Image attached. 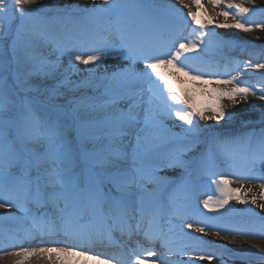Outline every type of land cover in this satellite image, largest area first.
I'll list each match as a JSON object with an SVG mask.
<instances>
[{"label":"snow or ice","instance_id":"obj_1","mask_svg":"<svg viewBox=\"0 0 264 264\" xmlns=\"http://www.w3.org/2000/svg\"><path fill=\"white\" fill-rule=\"evenodd\" d=\"M209 3L213 13L206 17L192 10L202 9L201 0L186 4V13L167 4L163 16L165 5L154 0H0V80L11 81L0 87V209L12 210L0 218L15 222L5 229L6 238L17 241L8 245L14 252H5L16 257L15 264H228L233 249L217 246L209 234L264 238V214H255L258 220L249 225L224 226L218 211L230 200L264 201V183L256 193L243 183L232 187L228 174L207 171L216 161L233 167L242 161L231 175L264 181V105L258 132H217L194 119L228 124L236 117L222 100L235 106L258 96L264 102V79L257 88L241 80L243 72L213 73L190 63L208 48L209 36L218 50H243L244 38L222 37L215 29L247 33L264 29V22L249 21L245 14L254 9L234 0ZM216 7L227 10L215 12ZM80 22L92 26L86 35L71 27ZM189 25L191 32L183 35ZM165 30L171 38L159 39L157 33ZM109 58L124 66L96 75ZM76 62L91 66L88 78L72 80ZM252 66L251 60L244 64ZM162 67L200 81V91L213 98L197 103L178 94ZM255 67L264 69V63ZM206 75L227 78L203 79ZM93 79L99 81L95 88ZM173 115L183 122L179 146L158 132ZM203 174L217 177L211 183L219 197L202 201L216 215L192 203ZM258 206L264 209V202ZM117 233L118 254L90 255L94 245L113 241ZM21 239L42 246L25 247ZM236 259L232 256V264ZM244 259L253 264L252 257ZM254 260L264 261V251Z\"/></svg>","mask_w":264,"mask_h":264},{"label":"rangeland","instance_id":"obj_2","mask_svg":"<svg viewBox=\"0 0 264 264\" xmlns=\"http://www.w3.org/2000/svg\"><path fill=\"white\" fill-rule=\"evenodd\" d=\"M248 2L249 5L253 6L254 11L250 12L252 13V15H250V17H248L249 21L252 22H264V0H246L245 3ZM254 12V13H253ZM233 16L238 15L237 12H235L234 10L231 13ZM256 14V15H254ZM164 14H162L161 16H163ZM206 17L208 16L207 14H205ZM246 16V15H245ZM247 17V16H246ZM219 20V22H223V17H219L217 18ZM234 21L231 19V17L229 18V23H233ZM78 25L73 24L71 27L77 32L80 33L82 35H86L88 32H85L84 29L82 28H77ZM92 27L91 25H89V28ZM181 27H183L181 25ZM191 25H189L187 28L184 29L183 31V35H188L189 32H191ZM221 33L226 34L228 36L231 37H238V38H244L243 41H247L248 40V35L249 34H253L256 32H259L261 35L264 36V29H259V28H255L252 32H243L242 30H237V29H233V28H217ZM207 31V30H206ZM158 38L160 39L162 36H166L168 38H171V33L169 31H160L157 33ZM209 40V46L208 48L202 52L200 54L199 59L196 58V60L190 62L192 63V66L194 68H206V70L213 72V73H227L228 75H233L235 76V74L237 72L241 73L243 72V76L240 77L241 80L246 81L249 85H255L257 88H259L261 86L260 81L263 78H260L257 76V73L255 71H257V69L255 68V64L256 63H264V56L260 55V51L258 50H250V49H246L243 48H237L234 50H218L216 47V44L214 42V38L210 36V38L208 37ZM87 45H84L83 47H78L77 48V52L80 51H84V48H86ZM215 53H219V55H217L214 58L208 57L207 55H214ZM249 53H251V56L249 55ZM251 60L252 61V67L245 69L244 68V64L245 62ZM77 64V68L78 71H76V74L72 75V80L74 81H81L84 80L85 78H88L90 76V72L89 69L91 68V66H85L82 64H79V62H76ZM124 65H118L117 63H105L102 62L100 65H98L97 69L94 70L96 75H100L104 72L105 69H108L109 71L113 70L114 68H118ZM65 67H67V58H65ZM142 70L143 69V65L139 64L137 65V70ZM162 70L165 69L167 70L165 73L166 74H171L172 76V68L168 67H162ZM256 69V70H255ZM188 70V69H186ZM264 71V69H262ZM193 73V72H192ZM197 73H195L196 75ZM172 78L176 81L174 82L172 79V83L175 89L178 90V94L181 95H190L192 97V99H194L197 103H200L202 100L205 99H212L213 97L211 96L210 93H206L203 91H200L201 83L200 81H191L189 77H185L183 79H178L172 76ZM217 78L220 79H224L227 78L226 75H220L219 77L213 75V76H204L203 79H212L215 80ZM11 81L9 80L8 83H10ZM8 83H5L4 81L0 80V87H4L6 88L8 86ZM99 83V81H96L95 79H93L91 81V87L95 88L96 84ZM215 85H212L211 87H214ZM72 94L69 93L67 94V98H71ZM252 98L251 96H249L248 99ZM57 103L59 104H63L64 103V99H60L57 101ZM222 103L225 104L226 106V112H230V107L232 106L231 103L227 100V99H223ZM178 107H183V106H178ZM168 118V117H167ZM163 121V128L166 131V133H164L165 131L163 130V128L158 129V132L160 135L162 136H168V137H175V138H179L180 140H177L173 143V146H179L180 143H182V138L184 136V129L182 127L183 122L177 120L174 115L171 118V121L173 122L172 124L167 123L166 119ZM198 124L199 123V116L194 118ZM201 126V125H200ZM202 127V126H201ZM259 128L257 126H248L247 128H243L241 130H234V131H226L228 133H232V134H236V135H240V134H244V133H251L253 129ZM220 132V131H218ZM254 142H255V138H254ZM198 155V154H197ZM238 167H233L231 166V163L228 161H216L215 167L209 168L207 171L208 173L211 172H216V173H224L227 174L228 172L232 171V170H241L239 165H242V161H238ZM179 170V169H178ZM181 171V170H180ZM217 177L212 176L210 174H203L201 175L200 179L195 183V188H194V199L192 200V203L195 205L197 203H199V208L201 210H203L205 213H207L208 215H215V212H211L209 211V209H204L203 208V204L202 201L204 199H207L209 195H212L214 199L219 197V192L216 190V186L214 184L211 183V181L213 179H216ZM179 179V178H178ZM177 179V180H178ZM261 182H263L262 180H258L255 182V184H260ZM232 186V185H231ZM233 187V186H232ZM234 200H230L229 201V205H226L224 208L219 209V212H228L229 210L233 209V213L238 212V211H243L245 212L247 215H244L242 217L240 216H233V217H226V218H221L220 219V223L224 226H228L230 223L233 222H238V223H244L245 220H249L250 223L254 220H258V215L255 214H260L259 210L254 206V204L251 203L250 200H248L247 204L241 203L239 202L240 206H234L233 202ZM213 208H215V205L212 206ZM252 214V215H250ZM246 216V217H245ZM189 222H191L190 220H188ZM177 223H179V221H177ZM223 237H225V235L221 234ZM226 260L228 261V264H232V256H228L226 257ZM253 264H264V261H259L256 262L255 260L253 261Z\"/></svg>","mask_w":264,"mask_h":264},{"label":"bare ground","instance_id":"obj_3","mask_svg":"<svg viewBox=\"0 0 264 264\" xmlns=\"http://www.w3.org/2000/svg\"><path fill=\"white\" fill-rule=\"evenodd\" d=\"M154 1L156 3H160V4L165 5V8H167V4H175L178 8L182 9L183 12H185V13L188 11V8L185 7V5L191 4V0H185V4H180V0H154ZM240 2L242 4H244L243 0H240ZM226 3H227L226 0H222V4H226ZM202 5H203V9L206 10V14L208 16L213 13V5L211 3H207V2L202 1ZM192 10L198 11L194 5L192 6ZM224 10H227V9L223 8V7H220V9L215 8V12H220V11H224ZM217 18H219V17H217ZM165 39H168V38L164 37L162 40H165ZM247 42L256 43V44L264 46V36L261 35L259 32L253 33L252 35L249 34ZM188 55L194 56L193 53H189ZM194 60H196V59H194ZM104 62L110 63V64L116 63V61H114L111 58H109L108 60H106ZM173 73H175L174 69H172V76L173 77L178 78V79L184 78V75L182 73H175L174 75H173ZM239 74L240 73H237V75H239ZM242 76L243 75H241L240 77H242ZM262 105H264V102L260 101L258 96L252 97V98L248 99V102L237 104L235 106L232 105L230 107L229 111L231 113H234L236 118L229 121L228 124H224V122L221 121L220 124L218 125V124H216V122L214 120L206 121V120H201L200 118H199V123L202 127L207 126L211 130H219V131H227V130H230L231 128L242 127V126H244L242 124V121H249L250 123H254L255 121H258L260 119L259 110L262 107ZM166 122L170 123V124L173 123L171 121L170 117H168L166 119ZM178 172L179 171H177V173ZM234 172H237V170L230 171L227 173L228 178L231 181V185L234 188L239 187L240 184L243 183L245 185V187H253L254 191L256 193H259V191H260L259 184L253 183L254 181H257V180H243V181H241L238 179L237 176L231 175ZM161 174L165 175L167 173H161ZM262 183H264V182H262ZM241 192L243 193V189H241ZM260 202H264V201H258V203L254 204V206L260 211L261 214H264V209H261L258 206V204ZM234 203L236 205H239V201L234 200ZM6 211L12 212L11 209H9V210L0 209V213H4ZM15 214L19 215V213H15ZM6 221H8V220L0 218V229H1V231H0V264H15V260H16L15 256L5 255V252H14L16 250L15 247H10L8 245H14L17 243V241L10 240V239L6 238L5 229L11 225H14L13 223H11V221H8L9 222L8 224ZM249 224H250V221L245 220L244 223L235 222L229 226L249 225ZM188 231H190V230H188ZM207 233H211V232H207ZM229 234L230 235H228L225 238H223L222 235H220V237H215V236H212L209 234L208 238L217 241L218 244L228 245V247L230 246L232 249H234V252H235L234 256L237 258L235 261V264H245L244 258H246V257H252L253 258L254 254H257V253L264 251V238H261L260 236H245L244 235V237H242V236H240V234H237V233H229ZM198 235H204V234H198ZM233 237H235V238L233 239ZM118 239H119V237H118ZM119 241H120V239L117 241H115V239H114L111 242L105 241L108 244H110L112 247V251H110L111 254L112 253H117V254L119 253V251H120L119 248H117L115 246L117 244V242H119ZM20 242L23 243V246H25V247L42 246V245H38L35 243H24L22 239ZM56 245H60V244H56ZM47 246L52 247L55 245L49 244ZM56 247H61V246H56ZM145 247H148V245H145ZM26 264H37V262L35 260H31V261H27ZM87 264H94V262L92 260H88ZM115 264H118L117 260H115ZM212 264H218V262L213 261Z\"/></svg>","mask_w":264,"mask_h":264}]
</instances>
